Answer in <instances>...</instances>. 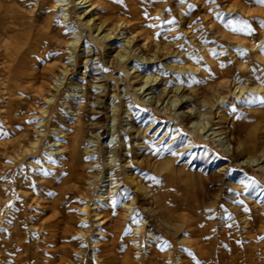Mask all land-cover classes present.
I'll return each instance as SVG.
<instances>
[{
  "label": "rangeland",
  "instance_id": "1",
  "mask_svg": "<svg viewBox=\"0 0 264 264\" xmlns=\"http://www.w3.org/2000/svg\"><path fill=\"white\" fill-rule=\"evenodd\" d=\"M37 1L0 0V100L19 102L12 121H2L0 141L19 133L28 145L39 139L35 150L8 158L18 161L10 165L11 183L0 169V243L22 240L30 249L26 260L9 255L4 264H146L153 254L177 264L170 256L199 233L202 248L212 252L223 240L219 264L256 263L258 246L264 249V160H251L264 149V4L67 0L62 13L61 6L47 12ZM127 38L144 54L119 58ZM55 62L41 79L43 92L26 103L31 93L19 86L27 84L29 69ZM64 67L73 68L55 91ZM99 82L102 95L93 88ZM72 134L81 138L77 164L86 168L90 199L67 203L54 190L60 182L50 181L59 161L48 154L53 141ZM124 145L149 159L136 174L151 196L143 205L150 211L131 221L122 204L139 198L122 185L124 161L116 155ZM5 158L0 167L9 165ZM26 177L46 185L34 203L20 196L19 178ZM108 207L121 221L116 229L92 217V210ZM162 219L179 227L173 237L158 232Z\"/></svg>",
  "mask_w": 264,
  "mask_h": 264
},
{
  "label": "bare ground",
  "instance_id": "2",
  "mask_svg": "<svg viewBox=\"0 0 264 264\" xmlns=\"http://www.w3.org/2000/svg\"><path fill=\"white\" fill-rule=\"evenodd\" d=\"M37 2L40 3L39 4L40 8L45 9L47 12H49L50 10L54 11L55 9H58V7L61 6L62 9L60 10V12H62V13L63 12L65 13V8H66L65 6H67V4H68L67 0H38ZM81 2L82 3H88V5H92L91 0H79V3H81ZM2 6H4V5H2ZM4 9H3V11H4ZM13 10L15 11L14 8H13ZM0 11L3 12L2 10H0ZM14 11H13V13L12 12L11 13L14 14L16 12V11L15 12ZM7 12H8V10H7ZM4 14H3V16H4ZM14 15H17V14H14ZM62 15L65 17L66 14H62ZM17 16H19V15H17ZM1 18H2V16H1ZM47 19H48V23H49L48 24V32H50L49 30L52 29L51 24H53V23H52V19L50 18V16ZM3 20H4V18H3ZM0 21H1V19H0ZM22 21L23 20H20V21L18 20L19 24L23 23ZM88 21H90V19H87L84 23H88ZM15 22H16V20H15ZM0 28H2V27H0ZM100 28H101V26H99L98 24H95V27H94L95 30H98ZM109 33L110 32H108V30H107V33H105L101 37H106V36H108ZM47 35H48L47 38H53L52 36H50L51 34L50 35L47 34ZM1 38H3V36ZM2 40H4V39H2ZM77 41H78V38L75 37V38L70 40L69 44L72 46H75ZM129 43H130L129 38L125 39V44H127L129 46ZM40 44H38V46ZM43 46L45 47V49L47 48L46 44ZM122 49H125V48H122ZM67 52H68V50H67ZM48 53H50V52H48ZM141 54H144L142 49H140L138 47L132 48V46L130 45L128 47V49H126L122 53H119L118 56H119V58L127 59L128 56H133V57L137 58L138 56H141ZM49 55H51V53ZM76 56H79V55H76ZM84 56H86V55H84ZM151 56L154 59L158 57V55H156L155 53ZM40 58L42 59V57H40ZM86 58H87V56H86ZM38 60H36L32 65L39 66ZM57 64H56V62L49 64V65L45 66L44 68H40V70L37 69L38 67H36L35 70L29 69L30 71H29L27 79H26L28 81L27 84H25V85L20 84L22 86H19L22 88L20 93H31V95L25 99L26 103L31 102L32 100H34L36 95H40L41 92H43V88H44L45 84H44L43 80H41V79L44 78V74L46 73V71L52 72L54 70V68L56 69ZM72 68L73 67H71L70 69H72ZM70 69L67 67H64L61 71L62 74L59 72L61 74V76H60V78H58L57 83L54 85L55 91L59 88V86L63 82L67 72ZM103 83L102 82L95 83V85L93 86V88H95V90H96V95H102L103 94V92H104ZM2 84H3V82H2ZM2 84H1V86H2ZM99 86H101L102 88H100ZM3 88H5V89L7 88L5 83H4ZM79 91H81V90L78 89L77 92H79ZM13 94H17V93H13ZM3 95L4 96L6 95L8 97L9 93L6 92V93H3ZM3 99H4V97H3ZM97 100L98 99L96 97L95 101H97ZM2 101L3 100H0V137L2 136V129H1L2 128V121H6L8 123L11 122L12 121V116H11L12 112L11 111H13L14 108L19 107L18 106L19 102H17V101H14L12 103L7 102L8 106L6 105L7 103L1 104ZM50 101H51V99H47V103ZM10 105H14V106H10ZM21 112H22V110H21ZM78 112L80 113V110L77 111V113ZM127 132H128V130H127ZM130 132H132V133H129V134H134L135 130H130ZM21 136H22V134L19 133L14 138H7L6 141H0V163H2L1 161H3L4 158L6 157L5 159L8 160L7 162L9 164V165L1 164L0 169L5 170L10 183H11L10 170L12 169V167L10 165L17 164L18 161L15 162V161H12L8 158L13 157V156L18 157V155L22 156L28 152L35 150L36 146L34 145V143H36L39 140L37 138V139H35V141L33 142L32 145H28V143H26ZM66 138L67 139L64 143L57 142L55 140L52 142V144H50L53 148L51 149V154L49 153L48 155L53 156L56 160L59 161L58 162L59 168L53 170L52 175L50 177V181L51 182H55V181L60 182V183H58L56 188H54V190H55V192H57L60 195L61 198H64L67 201V203L70 201H74V199H76V198H78L80 201H85V200H88V198H89L88 195L90 194V193L88 194V190L86 189L88 187V184H89L88 178L86 177V168H84V166L77 164L78 153H79V149L81 147V138L76 136V134H72V136L70 138H68V137H66ZM66 142H67V144H66ZM85 142L86 143L90 142V139H86ZM88 146L83 148L85 150V152L90 151L87 149ZM116 156H117L118 160L124 161V163H123L124 166H122L123 168H122L121 180H122V185L124 186L126 193L132 194L134 197L139 198V200L136 199L135 201L133 199H131L130 202L125 200L126 202H124L122 204L123 205L122 206L123 214L125 215V219H126V221H131L132 217H134V213H137V214L141 215V217H144L145 212L150 211L149 207H143V205L145 204L144 200H146V199L148 200V197H151V196H149V194L146 192L144 184L141 182L140 178L136 174V169L146 168V166L149 163V159L147 158V156H145L143 154H138L137 150H135L134 148H132L130 146H126V145H124V147L118 146V151H117ZM107 159H108L107 161L111 160L110 155L108 156ZM258 160H262V161L264 160V149H262L260 151V154L258 155V157L256 159L251 160V161L257 162ZM109 175H110V173H109ZM25 179L26 180L23 181V179L19 178V183H18V189L20 192L21 199L25 203H34L40 196L46 194L45 193L46 185L41 184V183H35L29 177H26ZM86 181H87V184H86ZM110 181H111V179H110ZM52 188L53 187L50 186V191L48 190V192H53ZM153 194H155V193L153 192ZM115 198H117V197L115 196ZM102 199H105V198H102ZM132 204H134V206H131ZM83 207H84L83 209L86 208L85 206H83ZM112 208L113 207H108V208H103V209L101 208L100 212H102V216H99V214H100L99 211L92 210V217H93L94 221L97 222L96 223L97 226H100V227L106 226V227H112L113 229H116L117 227H119V225H121L120 219L117 216L113 215ZM86 217H87V215L83 216V218L87 219ZM148 221H149L148 218H144L143 223L145 224V222H146L148 224ZM158 228H159L158 232L162 233L164 235V237L171 238L176 234L177 228H179V227H170L162 219L159 222ZM135 230L136 231L140 230V228H137ZM188 233L190 235L194 236L195 235L194 228L188 227ZM197 236H198V238L196 240L190 241L188 243H184L185 245H181L182 249H180V251H178L177 254H172L170 256V260L171 261L176 260L177 264H219L220 261L225 258L226 254H225L223 245L221 244L223 242V240H221V243L218 244L217 250L215 252H212V251H209L207 249L202 248L203 245L205 246V244L202 243V241H203L202 236L203 235L201 233H199ZM107 237L108 236L106 234V236L104 238H107ZM29 250H30L29 246L22 240L15 241L14 243H12V240L8 241L7 243H0V264H4V260H6L5 258L6 257L8 258L9 255H15L14 259H13L14 262H15V260H17V261L26 260L28 258ZM257 252L259 254L257 256L258 258L256 260V263H254V264H264L263 243L258 246ZM103 262H105V259H103ZM162 262H163V256H158V255H154V254L152 256H148L147 260H146V264H162ZM60 264H62V261Z\"/></svg>",
  "mask_w": 264,
  "mask_h": 264
},
{
  "label": "snow or ice",
  "instance_id": "3",
  "mask_svg": "<svg viewBox=\"0 0 264 264\" xmlns=\"http://www.w3.org/2000/svg\"><path fill=\"white\" fill-rule=\"evenodd\" d=\"M259 3L264 4V0H259ZM232 30H233V31H237L238 29L233 28Z\"/></svg>",
  "mask_w": 264,
  "mask_h": 264
}]
</instances>
